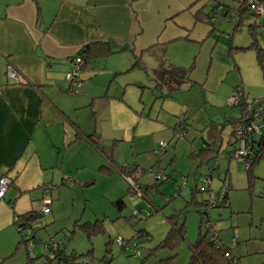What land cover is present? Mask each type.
Masks as SVG:
<instances>
[{
	"label": "rangeland",
	"instance_id": "rangeland-1",
	"mask_svg": "<svg viewBox=\"0 0 264 264\" xmlns=\"http://www.w3.org/2000/svg\"><path fill=\"white\" fill-rule=\"evenodd\" d=\"M220 3L234 2L220 0ZM210 10L211 6L207 5L206 11ZM219 24L230 28L220 31L229 47L230 40L244 46V50H231L232 55L227 57L231 63L236 62L239 70L232 68L214 73L204 66L194 67L188 77L191 83L183 84L168 96L166 86L161 90L156 88L158 70L152 60H142V65L133 68L118 54L106 56L104 70L93 80L99 83L96 92L101 94L95 101L99 121L94 131L104 138L103 146L111 151L113 162L137 163L142 165L138 169L151 168L160 173L166 181L159 191L153 196L148 193L147 199L128 193L127 179L117 172L110 176L98 171L100 156L97 164L90 166L93 154L88 156L83 148L80 167L76 168L79 176L41 186L49 193L43 191L41 206L34 212L42 209L44 200L56 203L54 212L42 217L36 227L37 240L30 247L33 260L28 261L30 255L25 244L18 246L21 238L13 226L14 240L11 241L7 230L0 233V264H58L49 251L50 247L55 248L51 244L58 242L63 244L66 254L79 255L81 264H164L162 262L173 255L174 264H188V249L197 241L201 212L206 213L219 240L231 249L240 264H264V158L253 166L249 176L243 162L227 157L231 148L228 121L239 115V110L229 107L227 100L241 89L248 94V102L252 101V96L264 97V79L255 52L248 49L251 39L246 27L233 33L232 23ZM260 34L264 40V34ZM105 82V87L99 88ZM82 112L88 114L87 108ZM177 123L181 125L177 130L184 129L183 139L175 138L173 127ZM161 143L166 144L163 150ZM210 173L211 193L194 192L200 190V179ZM145 177L142 176L141 184L154 183ZM91 181L92 185L86 186ZM183 184H186L184 190H192L186 197L178 194ZM220 190L227 191L226 207L213 210L202 206ZM120 197L124 203L121 212L113 204ZM29 201L19 199L16 208L21 209ZM136 211L151 215L138 220L132 215ZM172 216L177 218V225L183 224L185 229V236L173 251L160 246L170 230ZM95 221L101 225V230L87 237L79 226ZM140 230L146 232L149 240L144 237L134 240ZM117 238L129 240L132 247L137 241L140 255L123 253L115 243ZM111 240L113 244L109 245Z\"/></svg>",
	"mask_w": 264,
	"mask_h": 264
},
{
	"label": "crops",
	"instance_id": "crops-1",
	"mask_svg": "<svg viewBox=\"0 0 264 264\" xmlns=\"http://www.w3.org/2000/svg\"><path fill=\"white\" fill-rule=\"evenodd\" d=\"M232 1L234 3L229 5L220 0L216 3L239 15L241 21L221 20L211 24L206 19L211 10L207 12L206 6L212 8V4L206 0H0V176L12 180L0 202V233L7 230L10 235L15 227V216L18 218L40 208L44 191L41 186L79 176L76 168L80 167L83 148L88 156L93 154L90 166L97 164L98 156L102 158L98 171L115 176L116 172L120 174L118 168L125 167L133 171L136 182L152 196L158 192L165 179L141 184L143 175L135 169L142 165L113 162L111 151L103 146L104 138L94 131L99 121L95 101L101 94L96 92L99 83L93 80L104 70L106 56L118 54L133 68L136 64L142 65V60H152L158 70L156 88L161 90L166 86L168 96L183 84L191 83L188 77L194 67L204 66L214 73L232 68L239 70L236 62L231 63L227 57L232 55L231 50H244V46L230 40L229 47L221 32L223 28H230L219 22L232 23L233 33L244 27L248 33L253 29L258 45L264 49L260 34H264V16H248L239 8L245 0ZM238 24L240 26L235 27ZM94 43L107 45L112 53L84 60L82 84L71 94L64 74L71 69L72 59ZM160 63L165 72L160 69ZM8 65L26 83L8 81L5 75ZM173 70L176 73H172ZM242 90L243 101L236 107L239 115L231 118L229 125L246 110L250 111L256 102L264 100L263 96H252V101L248 102V94ZM106 93H103L105 98ZM84 108L88 114L82 112ZM178 126L179 123L173 127L174 133ZM230 131L228 146L231 151L235 138ZM91 136L101 144V150L90 143L88 137ZM92 183L87 182L86 186ZM185 186L183 184L178 190L183 197L192 192L184 190ZM210 186L206 187L209 193ZM23 198L30 199V203L17 209L19 199ZM120 199L123 201V197ZM51 201L50 213L42 217L54 212L56 202ZM41 218L35 221V227L41 223ZM10 236L11 241L14 240V233Z\"/></svg>",
	"mask_w": 264,
	"mask_h": 264
},
{
	"label": "built area",
	"instance_id": "built-area-1",
	"mask_svg": "<svg viewBox=\"0 0 264 264\" xmlns=\"http://www.w3.org/2000/svg\"><path fill=\"white\" fill-rule=\"evenodd\" d=\"M212 4V12L211 15H209V23L214 24L217 21H227V22H235L239 23L241 21V17L239 15H234L232 11L229 12V10H226L224 7L217 5L216 3ZM240 9L245 12L248 16H254L255 17H263L264 16V0H245L243 3H241ZM84 61L80 56L74 57L71 62V70L66 75V80L69 83V93H73L78 89V87L82 84L81 79V70L83 67ZM6 78L8 81H12L18 84H24L26 83L23 77L17 73V71L11 67L10 65L7 66L6 72H5ZM244 98L243 90L236 91L233 96L228 101L229 107H237L241 104ZM181 125L179 124L178 127ZM231 130L232 134L235 138V143L233 145V148L231 149L230 153L227 155L228 158H234L240 162H243L246 166V169L249 168L251 156L253 154V148L255 137H264V105L255 109L252 114L249 112V116L240 118L237 120H234L231 122ZM184 129L181 130H175V138L176 139H183L184 138ZM166 147L165 143L160 144V149L163 150ZM159 152H155L156 155H159ZM136 172L142 174L143 176H146L145 178H149L154 180L155 183H158L160 181H163V176L154 171L153 169L149 170H141V169H135ZM124 179H127L128 185L131 188V191L134 192V194L139 195L141 198H148L147 193L143 190L138 183L133 181L130 177L126 175H122ZM212 178V173L203 176L200 179V183L202 184L200 187V193L207 192V186L210 185ZM12 184V180L5 176H0V202L4 200V195H6L8 189L10 188ZM44 192H48V189H44ZM225 191L222 190L218 195L215 196L212 200H207L208 209L215 208L216 206L222 205L224 202V194ZM51 200H44L42 209L37 213V215H46L50 212L51 207ZM136 219L138 220H144L148 218L151 214L146 213L142 215L141 212H135L132 214ZM14 223L18 227V232L22 233L25 239V245L27 246L29 250V254L31 259L32 253L30 252V247L33 245V241L31 239L32 232L29 225L26 224L23 220L15 217ZM213 224L210 223L207 225V228L209 229V236L212 241L218 243V236L217 232L213 229ZM26 236V237H25ZM31 236V237H30ZM30 237V238H27ZM149 240L148 236H145V234H137L134 238V240H138L140 238H143ZM115 243L120 247L123 253L125 252H131L130 254L132 256L138 257L140 253L137 249V241H135L134 246H131V242L129 240H122L121 238H117L115 240ZM55 248H51L50 250H58L61 246V243L58 242L51 244ZM229 259H232V256H229Z\"/></svg>",
	"mask_w": 264,
	"mask_h": 264
},
{
	"label": "trees",
	"instance_id": "trees-1",
	"mask_svg": "<svg viewBox=\"0 0 264 264\" xmlns=\"http://www.w3.org/2000/svg\"><path fill=\"white\" fill-rule=\"evenodd\" d=\"M205 1V0H204ZM207 2L210 3H216L217 0H206ZM218 5V3H216ZM240 8V7H239ZM241 10V9H240ZM211 12L207 15L206 19L207 22H209V15H211ZM240 26V24L236 25L235 27ZM249 33H250V39H252L251 44L248 48L253 49V51H255L256 54V60H257V64L262 72L261 75H263V79H264V49L261 48L258 43L257 40L255 38V33L253 29H249ZM112 53L111 49L107 46V45H102L101 43H94V44H90L89 46H87L86 48H84L80 53L79 56L80 58L84 60H88L89 58L92 57H103L106 56L108 54ZM84 55L86 56L84 58ZM136 66H138L136 64ZM162 63H160V69L164 71V69H162ZM168 72V71H166ZM172 73H176V70L172 71ZM249 110H246V113L241 117H247L249 116ZM240 119V118H239ZM88 139L91 141L90 143H92L97 149L102 148L101 144L99 145L98 142L96 140H94L91 137H88ZM255 146H253V148H251L253 150V154L251 156V162L249 165V168H247V174H249L250 176V172L252 171L253 166L261 159L264 158V137H258L257 139L253 140ZM117 171L121 174V175H126L128 177H130L133 181H137V179L135 177L132 176L133 171H129L127 168L123 167V168H118ZM136 171V170H135ZM161 182V181H160ZM137 183V182H136ZM12 185V184H11ZM141 186V185H140ZM128 190L129 193H133V191H131L130 186H128ZM145 191V193H149V191L145 188L143 189ZM196 190H194L195 192ZM198 192H200L199 190H197ZM222 191V190H221ZM220 191V192H221ZM207 192L208 189H207ZM219 192V193H220ZM218 193V194H219ZM217 194V195H218ZM224 202L222 205L216 206L215 208H211V209H217V208H221V207H226L227 205V191L225 190L224 193ZM146 199V198H145ZM114 206L117 208L118 211H122V209L124 208V204L123 201L120 199L117 202L113 203ZM202 206H205L208 208L209 205H207V201H205L203 203ZM44 215H37L36 212L33 213H28L22 216H18L19 219L23 220L24 222H26L27 225H31V232H32V241L34 242L35 240H37L36 237V230L37 228L35 221L38 220V218H41ZM169 223H170V230L166 235V238H164V240L161 242V247L162 248H167L170 250H174V248L176 247L177 243L183 239V237L185 236V229H184V225H177L179 222L177 220V218L175 216H172L169 219ZM210 220L207 217L206 213H202L200 214V224H199V233H198V238L197 241L191 245V247H189L188 250H190V258H189V262L188 264H240L239 263V259H236L232 253L231 250L228 248H225L219 238H218V243L214 242L211 240L210 236H209V229L207 228V225L210 224ZM17 232H18V227L16 226V224L14 223ZM35 225V226H34ZM213 227V226H212ZM101 225H98V221H95L93 224L90 223H84V224H80L79 229L82 230L87 237H91L94 234H97L100 232ZM21 240L19 241V244H25V239L22 233L18 232ZM138 234H144V232L142 230H140V232ZM112 244V241H109V245ZM63 244L61 243V246L58 250H50L54 256V259L59 263H63V264H81L80 262V256L76 255L74 252L66 254L63 250ZM50 247V246H49ZM229 256H232V259H229ZM174 258L175 255L167 258V260H164L162 263L164 264H174ZM33 259H29L28 261H32ZM110 261V259H108V262Z\"/></svg>",
	"mask_w": 264,
	"mask_h": 264
},
{
	"label": "water",
	"instance_id": "water-1",
	"mask_svg": "<svg viewBox=\"0 0 264 264\" xmlns=\"http://www.w3.org/2000/svg\"><path fill=\"white\" fill-rule=\"evenodd\" d=\"M264 105V100H261V101H258V102H256L252 107H251V109H250V114H252L253 112H254V110L255 109H257V108H259V107H261V106H263ZM187 194V191H185V193H184V196Z\"/></svg>",
	"mask_w": 264,
	"mask_h": 264
}]
</instances>
